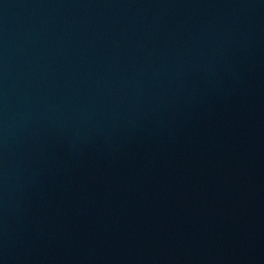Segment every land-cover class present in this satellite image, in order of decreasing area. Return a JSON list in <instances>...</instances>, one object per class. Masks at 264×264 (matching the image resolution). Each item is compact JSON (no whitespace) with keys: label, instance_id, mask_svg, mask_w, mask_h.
<instances>
[{"label":"water","instance_id":"1","mask_svg":"<svg viewBox=\"0 0 264 264\" xmlns=\"http://www.w3.org/2000/svg\"><path fill=\"white\" fill-rule=\"evenodd\" d=\"M0 264H264V0H0Z\"/></svg>","mask_w":264,"mask_h":264}]
</instances>
